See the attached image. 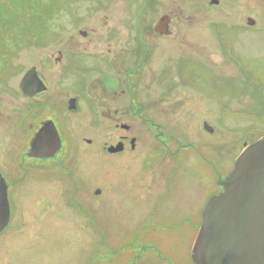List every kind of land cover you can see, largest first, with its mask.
<instances>
[{
	"label": "flooded vegetation",
	"instance_id": "obj_1",
	"mask_svg": "<svg viewBox=\"0 0 264 264\" xmlns=\"http://www.w3.org/2000/svg\"><path fill=\"white\" fill-rule=\"evenodd\" d=\"M251 1L97 0L82 9L74 2L65 66L58 52L50 70H33L24 91L31 70H23L13 88L18 97L5 94L0 106V175L10 214L17 188L30 187L23 213L42 216L65 203L60 213L88 218L93 163L95 197L123 196L131 186L149 198L156 171L163 181L179 172L196 148L185 135L214 132L213 81L234 63L249 70L242 51L253 30H264V11L259 26L250 25ZM82 42H92L91 50ZM134 166L141 178L123 179Z\"/></svg>",
	"mask_w": 264,
	"mask_h": 264
},
{
	"label": "rangeland",
	"instance_id": "obj_2",
	"mask_svg": "<svg viewBox=\"0 0 264 264\" xmlns=\"http://www.w3.org/2000/svg\"><path fill=\"white\" fill-rule=\"evenodd\" d=\"M94 1L0 0V106L8 102L7 95L18 97L13 88L25 70H50L58 52L59 66H65L72 4L82 9ZM263 11L264 0L251 1L255 26ZM90 43L82 42V47L89 51ZM242 53L249 70H237L242 63H234L213 81L209 91L216 96L218 116L209 125L214 132L185 135L184 143L196 148L187 151L179 172L163 181L156 171L149 198L145 188L131 186L123 196L104 191L95 197L100 182L93 163L90 214L84 220L60 213L65 203L42 216L23 213L30 187H18L9 224L0 234V264H193L191 250L203 207L220 193L217 183L232 170L243 145L264 136V30L250 33ZM43 74L50 79V71ZM132 168V175L123 179L141 178V171Z\"/></svg>",
	"mask_w": 264,
	"mask_h": 264
},
{
	"label": "water",
	"instance_id": "obj_3",
	"mask_svg": "<svg viewBox=\"0 0 264 264\" xmlns=\"http://www.w3.org/2000/svg\"><path fill=\"white\" fill-rule=\"evenodd\" d=\"M30 70L21 81L22 91L33 81L35 68ZM36 85L37 91L45 89L40 81ZM217 185L222 192L211 197L201 213L191 250L193 264H264V136L245 146ZM9 217L6 184L0 175V233Z\"/></svg>",
	"mask_w": 264,
	"mask_h": 264
}]
</instances>
